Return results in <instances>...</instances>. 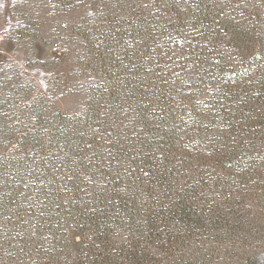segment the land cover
Returning a JSON list of instances; mask_svg holds the SVG:
<instances>
[{
    "label": "trees",
    "instance_id": "obj_1",
    "mask_svg": "<svg viewBox=\"0 0 264 264\" xmlns=\"http://www.w3.org/2000/svg\"><path fill=\"white\" fill-rule=\"evenodd\" d=\"M122 1L101 0L100 26L72 32L86 52L77 63L85 73L79 113L53 111L44 93L29 101L0 93L4 264H58L73 233L81 235V264H109L122 237L163 238L176 144L192 141L185 133L193 130L197 142L210 131L237 135L242 121L252 127L264 113V0L228 9L223 0H151L134 5L129 19L118 13ZM225 9L254 25L262 61L228 63L229 49L217 44Z\"/></svg>",
    "mask_w": 264,
    "mask_h": 264
},
{
    "label": "rangeland",
    "instance_id": "obj_2",
    "mask_svg": "<svg viewBox=\"0 0 264 264\" xmlns=\"http://www.w3.org/2000/svg\"><path fill=\"white\" fill-rule=\"evenodd\" d=\"M223 1L228 9L245 0ZM149 2L123 0L118 13L129 19L134 5ZM101 7V0H0V93L22 95L24 101L44 93L53 111L79 113L85 103V73L77 63L86 52L82 36L72 32L99 27ZM229 11L222 25L227 31L217 43L229 49L228 63L248 66L262 61L250 39L254 25L235 22ZM263 115L252 127L242 121L237 135L228 130L210 138V131L207 141L197 142L194 130L186 132L193 140L177 143L170 154L174 178L165 190L166 209L159 227L165 236L132 243L122 237L113 246L116 257L109 264H264ZM234 139H241L237 146ZM73 235L58 264L83 261L81 235ZM8 259L9 253H0V264ZM9 264L19 263L13 258Z\"/></svg>",
    "mask_w": 264,
    "mask_h": 264
}]
</instances>
